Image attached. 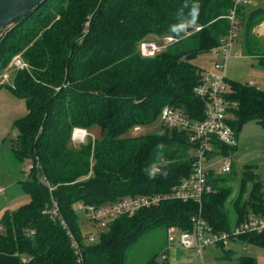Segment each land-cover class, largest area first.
Here are the masks:
<instances>
[{
	"label": "trees",
	"instance_id": "16d2710c",
	"mask_svg": "<svg viewBox=\"0 0 264 264\" xmlns=\"http://www.w3.org/2000/svg\"><path fill=\"white\" fill-rule=\"evenodd\" d=\"M234 2L43 0L0 33V74L17 54L29 65L15 73L14 88L0 86L26 100L28 114L17 122L12 148L31 164L29 177L21 181L30 202L6 211L0 220V264H80L68 230L81 246V264H126L128 251L157 227L192 230V217L201 213L220 232L252 212L264 216V181L249 168L235 199H230L227 177L211 169L213 191L201 205L169 199L142 208L113 221L97 243L81 233L75 211L78 202L103 205L126 196L165 193L190 176L194 146L185 131L164 124L155 133L129 131L161 119L167 105L192 119L205 118L204 101L194 93L203 69L194 59L219 47L229 32L225 16ZM259 13L239 7V38L246 53L264 67V42L253 32ZM188 24L200 29L187 35ZM168 35L178 41L154 56L140 53L143 41ZM230 86L229 123L239 138L250 121L264 126V90L231 79ZM95 126L105 130L102 138L91 134ZM76 127L88 131L85 142L72 140ZM237 147L217 144L214 155L230 157ZM54 202L67 227L51 217ZM238 240L264 248V231ZM239 263L258 264L251 256L240 257ZM144 264H159L158 254Z\"/></svg>",
	"mask_w": 264,
	"mask_h": 264
},
{
	"label": "built area",
	"instance_id": "2783aa9c",
	"mask_svg": "<svg viewBox=\"0 0 264 264\" xmlns=\"http://www.w3.org/2000/svg\"><path fill=\"white\" fill-rule=\"evenodd\" d=\"M249 2L250 0H235L231 12L225 16L230 23L229 32L221 40L219 47L214 50L222 53L224 60L221 63H216L214 70H202L199 82L194 87V93L204 101L205 118L203 120L192 119L182 109L170 105L165 106L161 112L160 118L163 124L170 128L185 131L189 142L193 144L192 173L165 193L126 196L103 205H84L92 221L99 225L102 231L108 229L110 224L117 218L133 216L140 209L157 206L165 200H193L201 205L204 195L213 191L208 179L209 171L213 169L208 166V162L211 160L222 157V172L229 173L232 171L233 163L228 156L214 154L217 152V144L229 147L238 146V136L229 123L232 114L229 109L231 103L228 101L227 96L231 92V86L226 71L227 64L233 56L237 58L244 57V54L240 51L234 55L233 50L242 30L238 16L239 7ZM199 29L200 27L197 30ZM176 41H178V38L171 35L163 37L160 42L145 40L140 44V53L144 57L154 56ZM9 67L14 69L15 75L18 70L28 69L29 65L21 54H17L8 67L1 72L0 83L9 82L10 85H7L14 88V76L11 79ZM135 128L138 131L140 130V126ZM88 134L86 129L76 127L72 134V140L75 143H83ZM156 170L159 171L158 168ZM49 212L53 219H60L62 224L67 227L65 220L60 215L57 202H54V206ZM192 222L194 225L192 230H182L177 226L168 227L166 248L161 253L163 260L167 261L170 251L177 246L184 251H197L199 253L209 247H223L229 250V246L236 242L240 236L251 232L264 231V216L254 212L228 231H215L201 213L195 214L192 217ZM68 232L74 252L81 264L84 260L81 246L73 233L70 230ZM93 240L94 236L88 234L87 241L91 242Z\"/></svg>",
	"mask_w": 264,
	"mask_h": 264
},
{
	"label": "rangeland",
	"instance_id": "374dc122",
	"mask_svg": "<svg viewBox=\"0 0 264 264\" xmlns=\"http://www.w3.org/2000/svg\"><path fill=\"white\" fill-rule=\"evenodd\" d=\"M241 42L242 35L236 41L233 53L235 55V53L240 51L244 54V57L237 58L233 56L229 60L226 71L227 76L231 80L251 81L258 88L264 89V67L260 66L258 58L246 53L241 46ZM223 60L222 53L211 51L199 54L194 59V63L204 70H214L216 63H221ZM8 70L10 71L11 79H13L14 69L9 67ZM6 84L10 85L9 82L4 83V85ZM27 114L26 100L16 95L9 87L0 86V220L6 211L14 212L20 206L30 202V195L23 189L21 181L29 177L31 164L29 160H21L12 148L19 132L17 122ZM162 126V120L158 119L153 124L142 126L139 131L136 128L130 130L129 135L155 133ZM91 134L95 138H102L105 130L95 126L92 128ZM229 159L233 163L232 172H222V157L209 161L208 166L213 168L216 173L227 177L228 183L232 188L230 199H235L241 192L242 179L248 170L247 168L253 170L264 181V126L256 121L246 123L239 133L237 150L233 151ZM250 190L251 183L247 185V194ZM75 211L78 216L81 233L83 235L92 234L94 240L91 242L97 243L102 228L92 221L90 214L81 202L75 204ZM230 216L231 223L234 224L236 213L232 210ZM167 230L168 228L160 226L148 233L128 251L126 264H144L156 254H158L159 264H169L168 261L163 260L161 257V253L167 244ZM178 235L179 232L177 237ZM237 241H239L237 246L231 244V248L235 253L228 255V257H225V248L209 247L202 254L198 253L197 256H192L191 259L196 260L197 264H240V257L251 256L257 260L258 264H264L263 247L242 243L240 240Z\"/></svg>",
	"mask_w": 264,
	"mask_h": 264
},
{
	"label": "crops",
	"instance_id": "0c3cea01",
	"mask_svg": "<svg viewBox=\"0 0 264 264\" xmlns=\"http://www.w3.org/2000/svg\"><path fill=\"white\" fill-rule=\"evenodd\" d=\"M244 6H245V10L247 12L248 11L250 12L252 10H260L261 11V13H259V15L257 16L258 19L261 18V20L254 27L253 31H254V34L258 38H260L262 41H264V0H250V2ZM248 83L255 85V83H251V81ZM237 242H239V241L233 242L232 244L234 246H237V244H238ZM231 246L232 245L229 246V250L225 249L227 255H232L235 253V251L231 248ZM186 252H190V253H186ZM186 252L181 250L177 246L176 248H174L170 251L167 261L169 262V264H181V263L197 264L196 260H193L191 258H192V256H197V254L199 252H197V251L196 252L186 251ZM200 254H202V252Z\"/></svg>",
	"mask_w": 264,
	"mask_h": 264
},
{
	"label": "water",
	"instance_id": "95a60500",
	"mask_svg": "<svg viewBox=\"0 0 264 264\" xmlns=\"http://www.w3.org/2000/svg\"><path fill=\"white\" fill-rule=\"evenodd\" d=\"M42 1L43 0H0V33ZM197 29V26L188 24L185 26V33L189 35Z\"/></svg>",
	"mask_w": 264,
	"mask_h": 264
}]
</instances>
